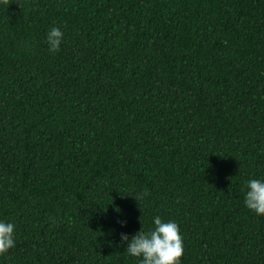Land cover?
<instances>
[{"label":"trees","instance_id":"obj_1","mask_svg":"<svg viewBox=\"0 0 264 264\" xmlns=\"http://www.w3.org/2000/svg\"><path fill=\"white\" fill-rule=\"evenodd\" d=\"M251 179L264 0L0 3V221L17 240L0 264H141L120 236L156 216L180 226L182 264H264Z\"/></svg>","mask_w":264,"mask_h":264},{"label":"clouds","instance_id":"obj_2","mask_svg":"<svg viewBox=\"0 0 264 264\" xmlns=\"http://www.w3.org/2000/svg\"><path fill=\"white\" fill-rule=\"evenodd\" d=\"M4 0H0L3 3ZM64 41V34L59 28H52L47 34V44L51 53H59ZM149 196L148 192L139 194L137 201ZM244 205L258 217H264V179H251L245 185ZM142 223V221H141ZM152 227L134 237L121 234V246L127 256L135 258L141 264H182L184 256V238L180 226L175 222H165L156 216L151 221ZM143 225V223H142ZM121 227L126 224L121 223ZM16 226L0 221V257L16 247Z\"/></svg>","mask_w":264,"mask_h":264}]
</instances>
